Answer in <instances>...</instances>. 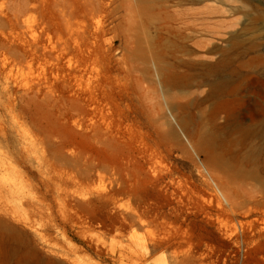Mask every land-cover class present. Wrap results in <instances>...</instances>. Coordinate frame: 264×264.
<instances>
[{
	"label": "rangeland",
	"instance_id": "374dc122",
	"mask_svg": "<svg viewBox=\"0 0 264 264\" xmlns=\"http://www.w3.org/2000/svg\"><path fill=\"white\" fill-rule=\"evenodd\" d=\"M226 1L229 109L129 0H0V264H264V0Z\"/></svg>",
	"mask_w": 264,
	"mask_h": 264
},
{
	"label": "bare ground",
	"instance_id": "6f19581e",
	"mask_svg": "<svg viewBox=\"0 0 264 264\" xmlns=\"http://www.w3.org/2000/svg\"><path fill=\"white\" fill-rule=\"evenodd\" d=\"M129 1L130 8H128V14L129 18L133 19L131 21H135L136 24L142 23L146 29L153 28L154 30V35L148 36L143 41L137 33L135 35L136 38L131 31L132 29L130 30L135 40L129 42L133 43L135 51L138 52L140 63L142 62L145 66L149 64L154 65L152 67L156 66L158 70L156 68L153 69H156L157 75L161 76H164L175 66H181L185 69V72H188L190 84V80H194L196 77L190 75L189 72L194 67L204 66L213 77V87L220 89L224 96L227 97L225 99L226 108L229 109L232 105L242 102L241 95L243 89L248 87L247 80L246 78H242L237 67L227 66L225 62V50L216 45L223 37L222 33L225 30V21L222 19L214 20L213 18L226 14V9H223L225 6H222L226 5V0H211L213 1V5L205 4L204 8L200 9L184 7L188 5L194 7L193 5L198 1L203 0ZM205 1L208 2L210 0ZM132 24L135 25L131 23V26ZM136 28H134L135 31ZM129 37L132 40L131 36ZM66 52L69 51L67 50ZM209 55H214V58H210ZM170 60H174L175 62L170 63ZM148 75L150 74L148 73ZM208 77L205 73L204 76L199 78L198 83H208ZM173 82L174 85H179L177 80L173 79ZM260 110L259 106L248 108L247 111L250 112L251 120L254 114H260Z\"/></svg>",
	"mask_w": 264,
	"mask_h": 264
}]
</instances>
